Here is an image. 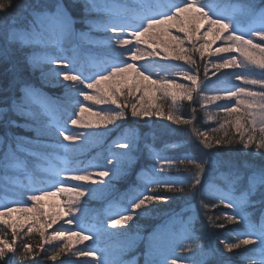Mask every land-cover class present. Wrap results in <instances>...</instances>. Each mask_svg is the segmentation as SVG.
<instances>
[{"label":"snow or ice","instance_id":"obj_1","mask_svg":"<svg viewBox=\"0 0 264 264\" xmlns=\"http://www.w3.org/2000/svg\"><path fill=\"white\" fill-rule=\"evenodd\" d=\"M78 24L87 30H78ZM173 28L184 38L173 35L170 31ZM94 32L103 33V37H95ZM160 34L170 36L180 49L171 58L191 66L189 70L176 73L189 81L190 86L167 78L152 79L149 68L137 65L138 61L146 59L140 45L153 48L152 41ZM218 40H223L224 46L213 51L212 45ZM186 43L191 46L184 47ZM85 45L92 47L85 48ZM94 48L104 49L105 54H91ZM85 51L89 55H84ZM206 52L209 55L239 53V56H225L223 62L213 66L241 69L232 77L242 85L256 86V90L237 86L222 96L202 95V90L206 92L208 86L203 85L202 89L195 54L198 53L199 60L203 61ZM153 54L159 55L148 52L147 56ZM162 58L168 59V56ZM37 72L43 83L64 88L65 105L55 104L36 86L33 77ZM129 76L137 78V83L135 88H128V95L141 91L142 87L146 95L149 88L142 82H147L164 97H170L172 109L165 118L176 125H189L195 120V107L190 118L177 114L179 102L192 101L194 93L203 109H207L209 102L235 97L234 107H221L231 116L240 113L243 105L245 113L236 119L235 128L240 133L239 143L243 148L256 150L247 153L254 159L226 160L224 154L207 152L198 159L186 156L168 161L153 152L150 154L159 166L141 170L133 185L109 200L103 212L92 214L87 207L88 201L81 207L85 196L92 200L111 193L113 182L130 175L136 163L138 136L134 130L125 132L113 142L105 163L81 167L77 162V153L89 139L106 136L112 131L109 125L119 127L117 121L127 119L129 107L132 118L153 114L144 109L142 95L136 97L140 107L118 99L123 94L122 89L128 86ZM65 81L68 83H63ZM105 84L108 87L102 89ZM0 96L8 103V108L0 112L7 111L19 118H0V125L8 129L25 128L35 134L28 138L6 132L0 137V223L11 230V240L0 236V264H18L17 256L35 259L33 245L27 239L17 246L20 233L17 225L9 223L7 218L17 212L45 215L40 212L41 202L58 196H66L63 210L39 228L36 224L29 226L25 233V237L30 236L36 229L42 238L37 245L40 251L45 244L65 241L47 256L53 261L71 251L70 242L76 238L78 242L92 241L87 249L73 253L93 256L94 260L86 264H136L135 258L124 260L122 257L134 251L142 239H146L144 264H233L232 258L225 257L224 253H233L242 247L246 251L237 256L242 258L243 264H264V0H132L131 3L121 0H25L23 4H18L17 0H0ZM84 101L112 104L121 110L93 111ZM61 112L63 117L59 115ZM85 113L97 120L86 123ZM154 114L164 115L160 110ZM68 125L83 129L103 127L108 132L74 135L68 131ZM242 128L246 129V135ZM190 135H194L204 149L233 142L231 139L210 140L207 132L196 130L194 125ZM227 135L225 132V137ZM52 137L57 138L55 148L43 143ZM59 137L68 143L59 141ZM177 162L191 165L194 171L186 178L160 175L166 171L165 164L173 166ZM108 177L111 179H106ZM79 182L101 187L86 188ZM185 185L191 186L194 198L207 194L215 202L201 200L191 208L192 214L187 219L172 215L164 227L147 238L141 237L137 225H133L136 231L127 227L137 217L164 211L152 207L167 205L173 199L158 195L161 190L183 192ZM25 201L34 202L33 206H15ZM221 206L231 211L221 212L214 218L208 216L210 210ZM249 208H258L259 223L252 220ZM200 210L211 227L222 229L228 224L240 225L231 230L237 239L220 241L223 248L195 244L193 224ZM64 216L71 217L65 219L64 224L74 227L62 225L46 235V230ZM118 228L125 230L113 231Z\"/></svg>","mask_w":264,"mask_h":264},{"label":"trees","instance_id":"obj_2","mask_svg":"<svg viewBox=\"0 0 264 264\" xmlns=\"http://www.w3.org/2000/svg\"><path fill=\"white\" fill-rule=\"evenodd\" d=\"M123 1V0H121ZM25 0H17L18 4H23ZM259 2V0H257ZM77 29H84L83 25L78 24ZM173 35H178L182 39L184 38V35L182 33H179L176 29H170ZM95 36V34H93ZM97 38H102L100 36H95ZM144 39H148L145 37ZM154 47L149 48L147 45H140V48L145 52L146 59L138 61L137 65H144L147 68L154 67V69H160L164 73H173V68L177 69V71H183V70H189L191 68L190 65H188L183 60H173L171 57L176 55L180 49L176 45V42L171 40L170 36L160 34L159 38L157 40L152 41ZM223 40L216 41L212 49L215 50L218 47L224 46ZM165 44L168 45V47H165ZM86 47L88 45H85ZM191 45L185 44L184 47H190ZM89 48V47H87ZM120 51H123V49H119ZM148 52H158L159 55L153 54L152 56H147ZM93 55H104L105 50L101 48L93 49V52L91 53ZM226 56H239V53H220L219 55H209L208 52L205 53V58L203 61L199 60V54H195V58L197 59L198 68L197 71L199 72V79L203 85H207L208 89L207 91L202 90V95L204 96H214V95H225L228 90H231L234 88L233 86L230 87L228 85L227 87L224 85H213L211 81L206 80L207 76H205V68H207V75L214 74L215 69L221 73L220 81L222 83H232L235 81V79L232 77L233 73L240 72L241 69L238 68H222L217 69L213 65L215 63L223 62V58ZM168 56V59H163L162 57ZM224 56V57H223ZM173 62V63H172ZM176 64V65H174ZM258 71V70H257ZM158 74L156 76H152V79H165L169 78L170 80L174 81L175 83L184 84L186 86H190V82L181 79L179 75H170L168 77H165V74ZM128 86L122 89L123 94L118 97V99L123 102L124 104L131 105V104H137L138 107H140L139 101L136 99L137 96H144L143 101V107L144 109L148 110L149 112L153 113L152 115L145 116V117H137L132 118L130 115V107L126 110V116L127 119L120 120L117 126L112 127V131L109 132L106 136L103 138H92V140H89V143L85 145V149H81L77 153V162H81L85 160L86 158L90 157H97L102 158V156H107L108 151L110 148L113 147V142L117 140L118 138H121L123 134L126 132L124 131L127 127H132L135 133L138 136V143H137V160L134 165V168L130 175L126 177H122L118 180H115L113 182V189L111 193L105 194L104 196L89 200L87 196L83 197L81 200V207H83L84 201H88V209L90 212H94L97 210H102L105 205L108 204L109 200L115 198V196L124 193L128 190L130 186L133 185V183L136 181V177L138 173L141 170L152 168V167H158L157 161L153 158V156L150 153H159L160 157L168 160V161H178L180 158L191 156L195 158H200L203 153L211 152V153H220L224 154L223 159L226 160H237V159H254L252 157H248L247 153L256 151L254 148H248L244 149L243 145L239 143L240 140V133L236 132L235 128V121L238 117H242L245 113L244 108L240 110V113H234L231 116H229L226 111L222 109L221 106L229 105L228 101H224L223 99L215 102H209L207 104V109H203L200 107V105L197 103L196 94L194 93V99L192 101L187 100H181L180 108L177 114L181 115L184 118H190L192 116V108H196L195 112V120L192 122V124L189 125H176L173 124L171 121L167 120L165 117L167 116L168 112L172 109V101L170 97H164L163 94L156 90L154 86L147 85V82H142L144 86H147L149 88V91L145 95L143 91V87L141 88V91L139 92H133L132 95H128V88H135L137 83V78L134 76H129L128 78ZM33 82L36 84L38 88L52 101L55 103H58V105H65L67 103V98L65 96V90L62 86L56 85L53 86L48 83H43L40 80V74L39 72L36 73V75L33 77ZM241 82V81H240ZM68 83V82H63ZM234 84V83H233ZM242 84V83H241ZM248 86V85H243ZM108 85H102L101 88H107ZM155 90V91H154ZM253 90H256V86ZM173 91H176L177 93H180V90L173 89ZM92 90H90V93ZM233 99V98H232ZM231 99V100H232ZM6 98L3 96H0V109H7L8 103L5 102ZM228 102V103H227ZM85 106H90L93 111H99L101 109H114L116 111H120L121 109L116 108L115 105L112 104H92L90 101H84L83 102ZM158 110L162 111L164 113L163 116L155 115L154 113ZM209 115L211 118H208ZM60 116L63 117V113H60ZM89 116V117H88ZM11 117L12 119L19 120L18 117H15L13 114L7 111L0 112V118H6ZM87 117V118H85ZM85 119L88 118H97L94 116L89 115L88 113H85ZM90 118V119H91ZM243 123V120H242ZM195 126V129L201 132H207L210 140L212 139H223V140H229L231 139L233 142L231 144L228 143H222L218 147H213L211 149H204L202 145L199 144V141L194 135H190L191 129ZM221 125H224V127H221ZM69 126V125H68ZM70 131L72 134L77 135V126L71 125ZM80 129V128H79ZM215 129V131H213ZM101 128L97 131H100ZM122 130L124 131L122 134ZM108 132L107 130H105ZM104 131V132H105ZM242 133L246 135V129L242 128ZM7 133H15L18 134L21 137H28L32 138L35 134L25 128H5L3 125H0V137H3ZM102 132V131H101ZM225 132L228 133L227 137H225ZM59 141H62L63 143H68V141H63L62 137L58 138ZM43 143L51 146L52 148H55V145L57 143V138H47L43 141ZM84 150V151H83ZM117 151H124L123 149H116ZM59 154V153H58ZM60 155H63V153H60ZM258 162V160H257ZM160 163H163V160L160 161ZM166 171L160 173L162 176L167 177H173V178H186L191 175V173L194 171L193 167L191 165H181L178 162L175 163L173 166H169L165 164ZM206 178V177H205ZM106 179H111V177H108ZM77 183V182H72ZM83 183L84 187L86 188H98L101 187L99 184H89L85 182H79ZM203 184V180H202ZM158 195H166L171 196L173 199H171L167 205L163 204H157L153 205L152 207L155 208H161L164 209V211L159 213H153L149 216L145 217H137L133 221H131L128 224L129 229H133V231H136L137 229L133 228V225H137V228L139 230V233L141 237L147 238L150 236L154 231H156L159 227L166 224V222L170 219L172 215H177L180 217H183L184 219H187L192 213L191 208L195 205H198L201 200H204L206 203H214L207 194L197 195L195 198L193 197V191L191 189L190 185L184 186L183 192H173L169 193L166 191L161 190ZM66 201V196H58L53 197L48 200H44L41 202L42 207L40 208V212L44 214H50V217L57 215L61 212V209H63L64 204ZM22 203L30 204L28 207H32L33 203L32 201H25ZM49 203H53L52 206L49 208ZM56 203V204H55ZM23 207V206H19ZM48 207V209H47ZM60 208L55 212L54 208ZM230 209L224 208V207H218L215 210H210L208 212V216L215 217L217 214L221 212H230ZM248 212L252 218V220L256 223H259L260 221V212L258 208H249ZM13 214H20V217L22 219L21 225L24 226L21 229L20 236L17 239L18 244L21 245L25 239H27L32 245H33V252L35 255V259H32V257H29L28 259H22L21 257L17 256V262L18 264H64V262L72 261L73 264H77L80 259H82V262L87 261L88 256H76L73 255V253L77 252L78 250H84L85 247H81L79 244L75 245L72 251H66L65 253L61 254L57 260L53 261L51 259H48L47 256L51 255L53 251L57 250L58 247L62 246H56V244L60 243L63 240H57L53 241L51 244H49L47 249H44L43 251H40L37 247L38 243L41 241V237L38 233H36V229H33L30 236L25 237V233L27 232V229L29 226L36 224V228H39V223L37 221L44 220V215H40L37 212H30V213H22L17 212ZM67 218V216H65ZM70 218V217H69ZM48 219V218H47ZM217 223L222 221H216ZM62 226V223L60 222L58 225H55L51 231L46 230V235H50L52 232H54L56 229L60 228ZM0 227L1 223H0ZM63 227L66 228V225ZM240 225L236 224H228L225 228H214L211 227L205 216L203 215V210H200L199 217L195 220L193 224L194 228V237L195 244L200 245H211L213 248L220 247L223 248V244H220V241L225 242H231L235 241L237 239V235L235 232L231 231L232 229L239 228ZM125 229H114L113 231H124ZM0 228V236H5V238H9L11 240V237L8 236V234ZM74 239V238H73ZM76 239V238H75ZM77 242V241H75ZM74 242V243H75ZM192 243V241H191ZM146 239H142L139 243L137 248L132 252L131 259H139V260H145L144 252L146 250ZM251 247V246H249ZM72 250V248H71ZM246 251V248L242 247L241 249H238L234 251L233 253H227L225 252V257H231L233 260V264H243L242 258L237 256V253H243ZM99 254V253H97Z\"/></svg>","mask_w":264,"mask_h":264},{"label":"rangeland","instance_id":"obj_3","mask_svg":"<svg viewBox=\"0 0 264 264\" xmlns=\"http://www.w3.org/2000/svg\"><path fill=\"white\" fill-rule=\"evenodd\" d=\"M121 2H124V3H131L132 2V0H123V1H121ZM80 30H83V31H86L87 29H80ZM93 34H95V36H100V37H103V33H101V32H94ZM213 46V45H212ZM85 48H87V47H92V46H84ZM94 49H97V48H94ZM213 50V49H212ZM214 51V50H213ZM235 54V53H234ZM84 55H89V53L88 52H84ZM226 56V55H225ZM224 57V56H223ZM173 63V62H172ZM174 65H176V64H174ZM53 67H55V66H53ZM150 69V71L151 72H153V74L155 75V74H163L164 72H162L160 69H154V67H150L149 68ZM173 73H164L165 74V77H168V76H170V75H177L176 73L178 72L177 71V69H175V68H173ZM220 77H221V73L220 72H218L216 69H215V73L214 74H210V75H207V78H206V80H207V82L208 81H211L212 82V84L213 85H218V84H222V85H224V86H228V85H230V84H232V85H230V87H237V86H243L242 84H241V82L239 81V80H235L234 82H232V83H227V82H224V83H222V81H220L221 79H220ZM167 79H169V78H167ZM234 83V84H233ZM245 87H248V88H250V89H254L255 88V86H252V85H248V86H245ZM89 92H90V90H88ZM155 91V90H154ZM82 99V98H81ZM224 100V99H223ZM52 101V100H51ZM217 101H219V100H217ZM224 101H226V100H224ZM54 102V101H53ZM229 102V103H228ZM227 103L229 104V105H232L233 107L236 105V98L235 97H233V99L232 100H229ZM55 103V102H54ZM55 104H57L58 105V103H55ZM244 107H243V105H241V109H243ZM59 115H60V113H59ZM89 117V116H88ZM85 118H87V117H85ZM91 118V117H90ZM88 118V119H85V122L86 123H89V122H95L96 120H97V118ZM119 122V121H118ZM117 122V123H118ZM111 127V125H109V128ZM112 127H114V125L112 126ZM69 128V130H71V125H69V126H67V129ZM100 129V128H99ZM99 129H95V128H90V129H83V128H77V134H80V133H85V134H87L88 132H97V130H99ZM111 129V128H110ZM105 130H107L108 131V129H105V128H103V127H101V130L100 131H98V132H104ZM129 130H133L132 129V127H127L124 131H126V132H128ZM123 130H122V134H123V132H124ZM106 132V131H105ZM136 132V131H135ZM92 138H96V137H92ZM92 138H90L89 140H92ZM83 149H85V147H83ZM84 151V150H83ZM59 155H60V153H59ZM105 157L106 156H102V158H97V157H90V158H86L85 160H83V161H81V162H78L79 163V165L81 166V167H86L89 163H97V164H103V163H105ZM20 179L21 180H23L24 179V177H20ZM14 198V197H13ZM15 199V198H14ZM53 204V203H52ZM51 203H49V208H50V206H52V207H54L53 205H52ZM56 204V203H55ZM23 206V207H28V205H30V204H27V203H19V204H16L15 206H17V207H19V206ZM107 207V205L101 210H97V211H94V212H91L92 214H96V213H101V212H103V210L105 209ZM47 209H48V207H47ZM55 209V212L57 211V210H59L60 208H54ZM63 209H61V211H62ZM22 214V213H21ZM52 213H50V214H45L44 215V220H42V222H41V220H39V227H41L44 223H46V222H50L49 221V218H50V215H51ZM57 215H55V216H52V217H56ZM48 218V219H47ZM8 219V221H9V223H11V224H16L17 225V232H21V229L24 227V226H22L21 225V221H22V219H21V217H20V214H12V216L11 217H8L7 218ZM65 219H71V217L69 218L68 216H67V218H65V216L63 217V218H61V219H59L58 220V222L56 223V224H53V226H52V228L55 226V225H58L60 222L62 223V225H64L65 226V224H64V220ZM1 226L2 227H0L6 234H8V236L9 237H11V234H10V229H8L4 224H2L1 223ZM165 226V224L164 225H162L161 227H159L156 231H158L159 229H161L162 227H164ZM71 227H74V225H66V228H71ZM52 228H49V229H47V231L48 230H50L51 231V229ZM36 233H38L37 231H36ZM7 239H9V238H7ZM75 241H77L75 238L73 239V241H71L70 243H71V248H72V252H73V248H74V246L75 245H80L81 247H85V249H87L91 244H92V241L91 240H85V241H82V242H75ZM75 242V243H74ZM65 243V241H61L60 243H58V244H56V246H63V244ZM188 243H191V241H188ZM16 244H17V246L19 247V244H18V240L16 241ZM49 244H45L44 245V249H47L48 250V248H45V247H47ZM138 246V245H137ZM137 248V247H136ZM132 252L133 251H131V252H128V253H126L123 257H122V259H124V260H132L131 259V255H132ZM97 255H99V254H97ZM178 255H183V256H187V255H190L189 253H178ZM92 260H94V257L93 256H88L87 257V261L86 262H88V261H92ZM136 260V264H144V260H139V259H135ZM83 260L82 259H80L79 260V262L77 263V264H86V262H82Z\"/></svg>","mask_w":264,"mask_h":264}]
</instances>
